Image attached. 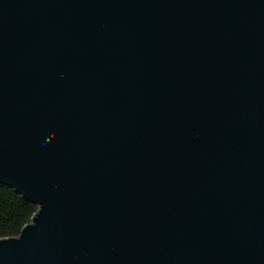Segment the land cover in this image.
I'll return each instance as SVG.
<instances>
[{
  "label": "water",
  "instance_id": "water-1",
  "mask_svg": "<svg viewBox=\"0 0 264 264\" xmlns=\"http://www.w3.org/2000/svg\"><path fill=\"white\" fill-rule=\"evenodd\" d=\"M0 183V264H264V0H0Z\"/></svg>",
  "mask_w": 264,
  "mask_h": 264
},
{
  "label": "trees",
  "instance_id": "trees-1",
  "mask_svg": "<svg viewBox=\"0 0 264 264\" xmlns=\"http://www.w3.org/2000/svg\"><path fill=\"white\" fill-rule=\"evenodd\" d=\"M37 211L36 205L0 183V240L18 237Z\"/></svg>",
  "mask_w": 264,
  "mask_h": 264
}]
</instances>
